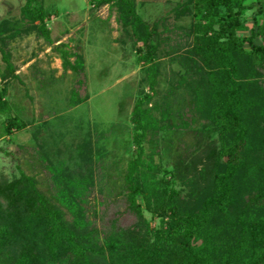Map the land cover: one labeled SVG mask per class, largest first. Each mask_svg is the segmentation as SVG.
I'll list each match as a JSON object with an SVG mask.
<instances>
[{
  "label": "trees",
  "instance_id": "1",
  "mask_svg": "<svg viewBox=\"0 0 264 264\" xmlns=\"http://www.w3.org/2000/svg\"><path fill=\"white\" fill-rule=\"evenodd\" d=\"M88 1L116 10L148 85L131 113L134 156L116 194L123 211L108 221L100 218L98 227L89 215L91 165L77 175L63 161L43 155L49 196L24 173L13 180L0 178V264H264V0H180L173 18L192 19L189 28H175L185 37L181 47L169 44L175 31L165 18L161 34L167 36L159 39L158 25L141 18L135 0ZM20 15L21 32L10 18L0 22L5 65L0 115L11 112L7 85L18 79L10 43L35 31L53 45L43 0H26ZM247 30L249 35H240ZM160 42L180 68L174 72L175 88L188 91L192 100L177 114L176 124L169 123V108L147 107L160 96ZM53 50L63 73L82 74L80 54L66 52L64 44ZM3 125L5 135L26 127L17 117H8ZM167 130L200 131L216 141L210 140L197 159H180L170 172H162L155 161L158 152L147 155L145 144L157 146ZM98 193L104 196L102 190ZM106 199L99 205L106 206ZM123 214L133 217L131 225H119Z\"/></svg>",
  "mask_w": 264,
  "mask_h": 264
},
{
  "label": "rangeland",
  "instance_id": "2",
  "mask_svg": "<svg viewBox=\"0 0 264 264\" xmlns=\"http://www.w3.org/2000/svg\"><path fill=\"white\" fill-rule=\"evenodd\" d=\"M25 1L0 0V10L11 9L8 16L0 13V20L10 18L12 27L21 32L20 9ZM176 1L136 0L141 18L158 25L160 40L167 36L161 34L164 18L173 31L191 25L190 17L177 21L173 18L171 11ZM43 8L50 15L45 23L53 45L45 43L35 31L20 34L9 45L19 77L7 85L11 112L0 115V178L13 180L24 173L34 177L38 189L49 196V173L44 164L48 161L43 155L51 162L63 161V166L77 175L86 170L83 167L91 165L94 194L90 196L89 215L100 227V218L108 221L123 211L116 194L123 187L127 163L134 156L131 113L136 101L148 92L144 66L139 62L129 31L123 29L118 13L109 5L97 8L88 0H43ZM246 15V27L250 28L252 13L248 11ZM174 33H170L169 44L181 47L185 37L181 32ZM249 33L247 30L240 35ZM59 44L65 45L66 52L83 57L82 74L63 73L59 55L53 50ZM166 46L162 42L158 52L160 96L147 107L158 104L169 108V123L176 124L177 114L190 107L192 100L188 91L175 88L174 72L180 68L166 55ZM4 68L0 58V73ZM8 117L19 118L26 127L5 135L3 122ZM210 140L215 138L208 139L200 131L194 134L167 130L157 146L148 141L145 150L147 155L157 151L156 163L162 172H170L180 159L184 162L197 159L207 150ZM105 197L106 206L102 207L99 203ZM145 216L152 219L148 213ZM153 222L156 225L158 219ZM132 223L129 214L119 219L123 227Z\"/></svg>",
  "mask_w": 264,
  "mask_h": 264
},
{
  "label": "crops",
  "instance_id": "3",
  "mask_svg": "<svg viewBox=\"0 0 264 264\" xmlns=\"http://www.w3.org/2000/svg\"><path fill=\"white\" fill-rule=\"evenodd\" d=\"M4 1H6V0H4ZM136 1V0H135ZM180 0H177L176 1V3H175V5L177 4V2H179ZM175 5L173 6V8L175 7ZM172 8V9H173ZM2 9H3V12H2ZM1 10H0V13H5V15L6 16H8L7 14L9 13V11L11 10V9H9V7H7L6 8V10H5V7H3ZM1 16V15H0ZM4 19H6V18H3V19H1L0 20V22L2 21V20H4ZM0 58H1V56H0ZM13 62V61H12ZM15 66V65H14ZM16 71H15V75L17 76V77H19V73H18V71H17V69H15ZM6 100L9 102V104H10V101L8 100V97H6Z\"/></svg>",
  "mask_w": 264,
  "mask_h": 264
}]
</instances>
